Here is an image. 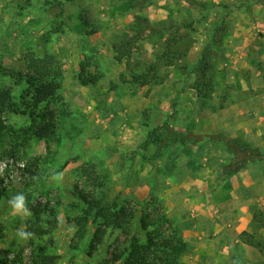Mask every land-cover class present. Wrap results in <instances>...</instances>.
<instances>
[{
	"label": "rangeland",
	"instance_id": "1",
	"mask_svg": "<svg viewBox=\"0 0 264 264\" xmlns=\"http://www.w3.org/2000/svg\"><path fill=\"white\" fill-rule=\"evenodd\" d=\"M178 2L0 0V93L8 92L18 110L0 111V264L19 250L23 264H32L40 248L57 258L55 264H124L131 241L145 240L144 210L165 212L183 236L184 224L200 215L184 214L185 197L194 203L232 173L264 168V0H187L186 18H170L173 4L181 14ZM225 9L233 14L227 26ZM209 14L222 17L207 25ZM229 23L242 30L224 58L217 50ZM198 44L195 62L190 49ZM209 46L206 76L189 77ZM51 57L61 72V99L40 107L52 113L56 130L38 139L28 115L39 85L30 59ZM220 64L225 75L216 78ZM17 194L26 197L29 212L49 203L57 222L45 225L46 235H17L31 221V214L9 205ZM84 197L132 219L114 230L93 212L81 231ZM242 241L264 252V240ZM188 253L189 247L181 264L194 263ZM118 254L124 256L114 263Z\"/></svg>",
	"mask_w": 264,
	"mask_h": 264
},
{
	"label": "crops",
	"instance_id": "2",
	"mask_svg": "<svg viewBox=\"0 0 264 264\" xmlns=\"http://www.w3.org/2000/svg\"><path fill=\"white\" fill-rule=\"evenodd\" d=\"M222 1L228 2L229 0ZM179 2L180 4L182 3L181 6H178L179 9H183L181 14H176V10L173 9L175 4H173L171 6L172 10H169L168 13L170 18L175 16L186 18L184 10L187 8L186 12H188L190 4L187 0L182 2L179 0ZM218 2L220 0H214L213 3ZM259 7L262 11V6ZM227 10L225 9L226 12L222 14L228 18V21L226 20L225 23L226 26L227 22L233 18V14H230ZM242 12L243 7L239 11L240 18L245 17L242 15L244 12ZM222 15L209 14V21L206 24H211L212 20L214 22L216 17L219 16L220 18ZM154 17V14L149 17L151 24L156 23ZM229 24L228 31L225 35L226 37L221 47L217 50L218 52L222 51L224 53V58H228L230 55L231 38L237 37L235 34L239 35L241 32H236L242 30L239 25ZM196 25L197 23L194 28ZM201 27L199 28L201 30L198 31V35L202 33ZM214 49L215 47H213ZM201 50L202 44H198L195 49H190V51H194L195 62L199 58V55L197 57L196 55ZM192 55L189 54V57L191 58ZM224 61L226 62L227 60ZM192 62L188 61L190 63L189 65L195 63ZM224 64L226 65V63ZM221 66L223 65L220 64L218 67L216 78L225 75L221 70ZM180 76H182L181 73L174 77L179 78ZM186 78L188 77L186 76ZM205 189L207 190L206 186ZM206 190L204 192L208 194V190ZM190 200L191 198L188 196L184 199V202L189 203L187 204L185 202L184 204V214L189 215L188 210L200 211V215L196 212L191 216L195 219L190 220L187 227L184 224L183 229V237L189 247L187 258L194 260L192 264H264V252L260 253L257 249L247 245V242L242 241L264 240V168L254 167L232 173L220 184L218 189L215 191L210 190L209 196H204L203 199L201 196L199 200H194V203H191ZM202 212H211V214L209 216L207 214L201 216ZM185 215L180 216L176 214L174 217L179 218L180 216V219L182 217V221L186 223L187 218Z\"/></svg>",
	"mask_w": 264,
	"mask_h": 264
},
{
	"label": "trees",
	"instance_id": "3",
	"mask_svg": "<svg viewBox=\"0 0 264 264\" xmlns=\"http://www.w3.org/2000/svg\"><path fill=\"white\" fill-rule=\"evenodd\" d=\"M52 5L61 6L60 2H52ZM211 52L212 48L210 46L205 48L197 64L188 70L189 77L204 78L206 76ZM48 60L50 61L30 59L31 70H33L35 75L33 78L37 79L36 81H38L39 85L37 84L38 86L35 87L32 95V108L28 115L31 119V130L38 139L48 138L54 135L56 130L52 113L46 107H43V109H40V107L47 105L51 101L61 99L57 94L60 89L59 79L61 72L59 69L55 71L56 68L51 65L53 57ZM51 69L54 70L51 71ZM133 78H136V76H133ZM139 78L145 79L146 75L142 74ZM0 111L18 113L16 105L11 102L8 92L0 93ZM83 200L88 205V208L85 212L86 217L79 219L77 222L81 231L85 230L88 217L93 212H95V217L104 221L103 225L105 228L114 230H123L128 225L129 219H132V215H129L124 210L112 215L110 210L104 208L100 201H88L85 197ZM144 211L140 223L141 229L146 232L145 240L140 242L133 239L131 241L130 250L124 259V264H181L182 256L188 251V245L183 239L181 229L176 220L170 219L165 212L155 213L151 216L146 210ZM30 213L31 221L26 225L25 231L32 233V236L41 237L46 235L48 229L45 225L53 227L57 222L53 209L49 207V203L33 205L30 208ZM43 215L52 217V222H44ZM95 239L93 242L95 241L96 244L101 243L100 236ZM23 253L22 250H19L7 264H23ZM123 256L124 254L115 255L113 262H119ZM56 260L55 256L47 255L42 248L32 256V264H55Z\"/></svg>",
	"mask_w": 264,
	"mask_h": 264
},
{
	"label": "clouds",
	"instance_id": "4",
	"mask_svg": "<svg viewBox=\"0 0 264 264\" xmlns=\"http://www.w3.org/2000/svg\"><path fill=\"white\" fill-rule=\"evenodd\" d=\"M63 178V174L58 175L55 177L57 180H61ZM9 205L12 207V209L17 213H24L27 215H30L28 208L26 207V197L23 194H17L16 196L12 197L9 200ZM17 235L21 239H27L29 238L32 233L25 231L24 229H20L17 232Z\"/></svg>",
	"mask_w": 264,
	"mask_h": 264
}]
</instances>
